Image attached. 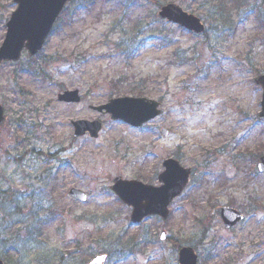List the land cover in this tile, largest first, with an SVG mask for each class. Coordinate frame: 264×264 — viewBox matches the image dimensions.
Wrapping results in <instances>:
<instances>
[{"label":"rangeland","instance_id":"obj_1","mask_svg":"<svg viewBox=\"0 0 264 264\" xmlns=\"http://www.w3.org/2000/svg\"><path fill=\"white\" fill-rule=\"evenodd\" d=\"M127 1L132 6L125 14L124 0L72 1L37 55L23 51L19 61L0 66V258L5 264H83L105 253V264H178V249L191 246L198 264H264V206L253 204L255 196L264 203L255 161L264 153V126L256 120L260 90L253 83L255 71L264 69V7L259 28L254 20L264 4L246 0L233 27L219 33L207 0ZM166 3L198 16L206 35L163 22L170 44L144 40L132 56L120 55L122 33L150 35L158 26H149L152 16ZM15 7L14 0H0V44ZM116 84L160 101L161 115L134 129L89 108L121 96ZM74 89L79 103L56 100ZM94 119L102 123L96 139L72 136V121ZM169 157L191 170L187 189L169 206L166 221L131 222V208L109 189L113 178L156 185ZM218 175L224 182L211 187ZM71 188L87 200L72 201ZM227 205L245 216L231 229L211 214ZM37 222L41 234L26 243V226Z\"/></svg>","mask_w":264,"mask_h":264},{"label":"water","instance_id":"obj_2","mask_svg":"<svg viewBox=\"0 0 264 264\" xmlns=\"http://www.w3.org/2000/svg\"><path fill=\"white\" fill-rule=\"evenodd\" d=\"M68 1L70 0H14L17 6L6 23L5 36L0 45V64L3 61L18 60L23 49L31 56L41 50L55 20ZM158 16L195 34L204 31L199 18L184 12L175 4L162 6ZM254 82L261 89L260 110L257 116L259 120H264V73L257 75ZM79 100L78 90L64 91L57 95L59 102L77 103ZM158 106L159 102L144 97H118L92 109L110 114L112 120H122L133 127H140L160 114ZM3 118V108L0 106V123ZM72 125L74 137L88 133L92 138H96L101 129V123L98 121L77 120L72 122ZM161 134L165 137L167 130L161 129ZM162 166L164 170L158 176L160 186L143 184L137 180H125L121 177L114 178L110 190L122 203L132 208L130 220L133 223H138L150 215L166 219L168 205L186 187L189 169L183 168L172 158L164 160ZM257 170L264 174V154L259 159ZM67 196L74 201L86 200L85 193L74 188L69 190ZM212 214L218 216L225 228H230L242 220L241 214L231 207H216ZM163 236L164 234L162 238ZM105 259L104 254L98 255L86 264H103ZM196 263L197 254L193 249L181 247L178 251V264Z\"/></svg>","mask_w":264,"mask_h":264},{"label":"trees","instance_id":"obj_3","mask_svg":"<svg viewBox=\"0 0 264 264\" xmlns=\"http://www.w3.org/2000/svg\"><path fill=\"white\" fill-rule=\"evenodd\" d=\"M156 2L155 0H149V2ZM261 2L264 4V0H261ZM130 1L124 0L123 5L122 6V10L124 11L123 13L125 14L126 11L132 6L130 4ZM207 10L206 12L211 16L214 17L215 19V23L214 25H216V27H214V30H217L219 33L222 30H226V28H232L233 27V21H232V17L235 14H240L241 11H244V8H246V0H207ZM264 6H259L255 8V17L254 20L255 22H257V27L259 28L261 26V20H262V9ZM137 22H139V24L137 25V28L142 27V23L140 22V18H137ZM229 23V26H226V24ZM241 23V22H240ZM156 24L158 26H156L155 28H153L149 33L150 35L146 34L144 35V33L142 32H134L132 34H130L131 36H129V34L127 33H122V35L119 37V42L118 44H116L118 50L120 51V55L125 56V57H129L132 56L133 53L135 51H137V49H139L140 44H142L144 42V40L147 41H151L154 42L155 44H157L158 46H166L168 44L171 43L172 39L171 34L172 32L169 31V29H167L165 27V25L163 24L162 21H160L156 16H152L151 19V24H149V26ZM144 27L146 26L143 25ZM217 33V34H219ZM141 36L140 40H137V38ZM144 38V39H143ZM261 44H264V39L261 42ZM173 57H177L178 56V52L177 51H173L172 52ZM264 59V55H261ZM179 57V56H178ZM218 63V61H216ZM264 70V69H263ZM259 71H255V73L257 74ZM121 82V81H120ZM145 81L140 79V83H144ZM116 89L115 91L117 93L120 94H132V95H137V96H144L146 95V93H144V91L142 89H124L122 92V89L119 87L120 84H116ZM256 88V87H255ZM257 89V88H256ZM264 126V124H263ZM264 130H262L263 133ZM261 151L258 152V154ZM257 154V155H258ZM256 161V158H255ZM215 185H220L221 183L224 182V179H222V176H218L215 178ZM208 187V185L206 186V188ZM254 204H262V201L259 200L258 197H254L253 199ZM47 220V219H44ZM34 225V226H33ZM33 225H30L29 227L25 228V237L26 243H30L32 241H34L42 232L43 230V225L41 223H35ZM42 225V226H41ZM205 256H203V258H201L202 260H206V258H204ZM209 262V261H208Z\"/></svg>","mask_w":264,"mask_h":264}]
</instances>
